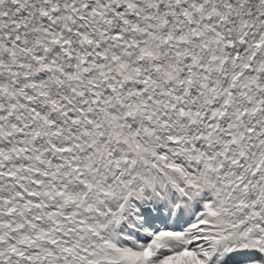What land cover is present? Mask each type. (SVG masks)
<instances>
[{
	"label": "snow or ice",
	"instance_id": "obj_1",
	"mask_svg": "<svg viewBox=\"0 0 264 264\" xmlns=\"http://www.w3.org/2000/svg\"><path fill=\"white\" fill-rule=\"evenodd\" d=\"M0 264H264V0H0Z\"/></svg>",
	"mask_w": 264,
	"mask_h": 264
}]
</instances>
